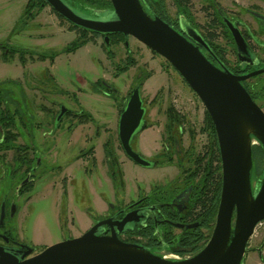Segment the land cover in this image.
<instances>
[{"label": "rangeland", "instance_id": "obj_1", "mask_svg": "<svg viewBox=\"0 0 264 264\" xmlns=\"http://www.w3.org/2000/svg\"><path fill=\"white\" fill-rule=\"evenodd\" d=\"M28 1L0 0V43L14 49L8 57L0 49V90L1 96L22 101L24 115L22 121L17 118V143L43 147V154L36 152L43 155L40 170L48 171L39 176L38 172L32 188L20 195L15 193V180L7 175L0 182V199L5 201L8 197L6 228L39 251L42 246L83 234L109 214L110 203L114 207L126 206L139 191L146 194L156 186L163 188L175 177L177 180L175 166L139 165L121 146L120 108L141 77L147 74L141 95L150 126L134 136L132 146L149 160L157 158L162 150L169 105L185 114L188 126L196 129L198 149L207 141L201 131L206 108L178 71L135 37L129 36L128 43L109 42V53L103 36L90 34L85 44L68 52L66 46L76 39L78 31L58 17L50 5L35 7V14L27 17ZM193 1L200 12L203 0ZM220 1L231 16L236 13L234 17L243 18L253 27L258 43H263L256 45L257 61L253 66L264 68V30L257 28L256 20L248 13V9L264 13V0ZM166 7L174 19V0H166ZM80 13L92 19L111 17L104 10L86 12L81 8ZM54 52L57 54L53 57ZM129 56L134 65L116 75V65ZM229 59L233 61V53ZM102 78L117 92L103 90L96 83ZM252 78L251 82L264 84V73ZM262 103L258 104L264 109ZM62 107L88 112L91 118L82 122L74 115L64 114L57 129L54 122ZM109 139L114 142L120 164L121 179L117 180L105 160L104 145ZM253 141L259 143L257 139ZM180 142L183 149L190 145L187 131L181 134ZM253 168L255 171L254 162ZM262 180L263 174L252 179L254 192ZM161 191L159 196L164 194ZM86 208L93 213L89 214ZM248 249L243 264H264V222L250 238ZM160 253L169 255L166 250Z\"/></svg>", "mask_w": 264, "mask_h": 264}, {"label": "water", "instance_id": "obj_2", "mask_svg": "<svg viewBox=\"0 0 264 264\" xmlns=\"http://www.w3.org/2000/svg\"><path fill=\"white\" fill-rule=\"evenodd\" d=\"M46 1L69 23L105 34L107 44L111 33L135 37L178 71L202 100L215 125L222 162L220 202L209 241L185 259L168 258L142 244L121 239L118 232L134 220L130 212L121 220L102 219L83 234L46 246L31 256L28 255L34 251L32 246H22L27 249L21 255L0 246V264H243L250 238L258 223L264 221V173L256 192L252 183V149L258 144L253 139L264 148V109L252 98L243 81L264 73V68L237 74L225 65L218 66L169 22L149 14L141 0H111L113 9L105 10L111 14L107 19L84 17L65 0ZM253 14L264 19L259 12ZM225 21L239 54L248 53L249 45L241 29L231 19ZM256 61L255 57L252 64ZM142 85L139 82L132 89L120 115L118 131L128 157L139 165L151 166L153 162L132 146L134 136L149 127L144 120ZM67 111L62 107L58 120ZM105 225L111 229L110 234L101 232Z\"/></svg>", "mask_w": 264, "mask_h": 264}, {"label": "flooded vegetation", "instance_id": "obj_3", "mask_svg": "<svg viewBox=\"0 0 264 264\" xmlns=\"http://www.w3.org/2000/svg\"><path fill=\"white\" fill-rule=\"evenodd\" d=\"M194 4H196L195 1L190 0L187 5L188 10H186L178 2H174L176 13L173 19V26L198 45L209 59L218 66L225 65L231 69L234 65L240 64L256 70L257 68H254L252 61L257 57L256 45L259 44V40L253 27L243 18L238 19L234 17L236 13L231 16L229 11L223 7L220 0H203L199 10L200 12L196 10L197 8ZM254 11L253 9H248V13L256 20L257 28L264 30V19L257 18L253 14ZM261 14L264 15V13ZM226 18L231 19L241 29L249 45L248 53L243 55L239 54L233 35L225 21ZM228 30L232 38H230ZM261 44L259 45L262 46ZM230 53L234 55L233 61L229 59ZM20 105H23L22 101L16 98L0 96V182L5 180L8 175L12 181L15 180L14 190L19 195L28 191L27 186H33L36 177L48 171L45 169L40 170L43 160V152L41 151L43 147L39 148L35 145H21L17 143V139L19 138V133L16 131L17 118L22 121L24 115L21 110L22 106ZM17 110L21 114H18ZM60 112L61 109L59 110V114ZM3 113H5L4 115L8 114V116L14 114L15 119H4L5 116ZM59 114L56 116L54 122V126L57 129L63 123L62 117L58 120ZM144 120L150 125L145 116ZM52 129L54 132V127ZM10 130L18 134L13 144L5 141V132ZM203 134H206L208 140L210 135L206 132ZM176 140L177 148L173 152V160L169 159V154L163 155V152L168 153L171 147H168L169 149L167 148L165 151L162 147V150L156 156L157 158L151 161L153 162L152 165L175 166L178 170L177 180L175 177L168 181L163 188L156 186L155 189H151L146 194L139 191L137 197L128 202L126 206L119 205L114 207V204L110 203L109 208L113 211H109V214L103 219L113 217L116 220H121L127 213L133 212L131 218L134 220L128 223L122 232H118L121 239L131 238L132 241L142 244L158 254H161L160 252L163 250H174V252H169V255L165 256L172 258L177 255L181 259H185L198 252L194 249V245L196 244L194 238L198 237V229L207 230L204 227V217L202 216L203 212L200 206L201 198L206 192H204L205 183L200 185L204 176L200 165L202 161H205L203 157L206 156V152H202V149H204L203 147L207 141L203 147L198 149L196 136L194 145L196 147L192 150L190 145L184 149L181 147V135H177ZM37 150H40L42 154L36 152ZM47 150L50 151L51 148ZM175 155L178 158L175 159ZM39 157L41 158L40 161L38 160ZM37 173L38 176H36ZM160 190L164 193L161 196L158 195ZM7 198L5 201L0 199V246L5 250L21 255L27 249V247L22 246L30 245L26 241L21 240L19 236H13L12 232L4 224V220L8 218L9 213L6 209ZM13 207L14 215L15 206ZM86 210L89 214L93 213H90L88 208ZM196 223L198 225L188 227V225ZM137 229L146 231L154 229L157 235L135 234V230ZM101 232L103 234H110L111 229L108 225H105L101 228ZM125 235H127V238H123ZM189 238H192L190 241L193 245H180L181 242L184 243ZM166 239L168 240L166 241ZM186 248H192V250L185 251L184 249ZM37 250L34 247V251L28 256L39 252Z\"/></svg>", "mask_w": 264, "mask_h": 264}, {"label": "trees", "instance_id": "obj_4", "mask_svg": "<svg viewBox=\"0 0 264 264\" xmlns=\"http://www.w3.org/2000/svg\"><path fill=\"white\" fill-rule=\"evenodd\" d=\"M65 1L75 10L78 9L77 6H79L80 10L78 9V12L81 11V8H83V10L86 12H95V11H103V10L105 11V10L113 9L111 0H65ZM141 2L149 14L160 16L173 26V18L171 17V15L169 14L167 10L166 0H141ZM174 2H178L181 6H183V8L188 10L187 5L190 2V0H174ZM45 5H49L46 0H29L27 2L26 9H25L26 16L27 17L33 16L35 14L34 13L35 7L41 8L42 6H45ZM56 14L61 19L66 20L57 12ZM69 24H70V28L77 30L79 34L77 35L76 39L73 42L69 43L66 46V51L68 52L74 51L77 48H79L81 45L85 44V42L88 41L91 38V36L101 35L103 36V38H105V34L97 33L92 30L80 27L72 23H69ZM228 34L230 38H232V35L229 30H228ZM108 35H109V42H119L120 40L126 41L127 39L126 36L121 33H111ZM104 43H105V46L109 49V46L106 43L105 39H104ZM0 49L3 50L4 57L5 56L8 57L12 52H14L12 51L14 49L8 47V45H4L1 43H0ZM108 52L109 53L111 52L110 49L108 50ZM153 52L156 53L155 51ZM56 54L57 53L54 52L53 57ZM40 56L44 58L43 55H40ZM133 65H134V60L132 59V57L130 56L127 57L125 62H121L116 65V69L118 70L116 72V75L118 74L120 70L127 71ZM168 65L172 66L169 62H168ZM231 70L234 73L243 74V73L253 70V68L248 67V66H243L240 64H236L231 68ZM146 77H147V74L141 77L139 82H142L143 84ZM252 79L253 78L243 81V84L247 88V90L250 92L252 98L257 103L263 102L262 104H264V84H259L258 82H251L250 80ZM96 83L100 87H102L103 90H106V91L113 90L114 92H117L115 88H113L112 85L108 84L103 78L99 79ZM130 93L127 96V99L130 96ZM1 94H2V91L0 90V96ZM112 94L114 96H117V93H112ZM127 99L120 108V115L126 105ZM17 113L21 114L19 110H17ZM4 114L5 113H3V115ZM67 114L78 117L79 120L82 122L87 120L88 118H91L90 113L83 112V111L81 113H77L72 110H68ZM166 115H167V118H166L164 133H163L164 134L163 148H164V151L168 147L169 148L171 147V148L170 149L168 148L169 149L168 153L163 152V155L169 154L170 155L169 159L173 160L174 159L173 152H175L177 148L176 147V141H177L176 136L181 135L184 131H187L190 137V147L193 150L196 147L194 145H195V138H196L197 132H196V129H194L190 125L188 126L189 120L187 119L186 115L178 111L173 105H169L167 107ZM4 116H5L4 119H15L14 114L12 116H8V114ZM186 126H188L187 129H186ZM201 131L206 132L210 135L207 140V143L204 145V147L202 146L204 148L202 149L203 150L202 152H206V156L203 157L205 161L204 162L202 161L200 165V168L204 172V176H203L202 181L200 182V185H203L205 183L204 192L206 191L203 197L202 198L200 197L201 198L200 206L202 208L201 211L203 212L202 216L204 217V227L209 232L198 229L199 230L198 237L194 238V242L196 243L194 245V249L197 251L201 250L206 245V243L209 241L210 236L213 232L214 225L216 222L219 202H220L221 188H222V162H221V155H220V150H219V145H218L217 133H216L214 122L206 109H205V116H204V125ZM17 135H18L17 133H13V131L11 130L5 132V141L9 142V144H13L14 140L17 138ZM113 143L114 142L111 139L105 142V145H104L105 160L108 163L111 176L113 177L114 180L115 179L117 180L118 178L121 179L120 169H119L120 164H119L118 155L115 151V147L113 146L114 145ZM91 150L87 152L90 153ZM252 150H253V162H254V166L256 169L254 171V168H253L252 179L254 180V178H258L264 173V165H263L264 164V148L262 147L260 143H258V144L253 145ZM121 185L123 186V184ZM31 188H32V185L27 186L28 190ZM88 211L90 213L92 212L90 209H88ZM135 231H136L135 234L157 235L154 229L148 230V231L143 230V229H137ZM167 240L168 239H166V241ZM190 240H192V238H189L184 243L181 242L180 245H185V246L193 245V243H191ZM125 241L134 242L131 240V238L125 239ZM162 241L166 242L165 240H162ZM45 247L46 246H42L41 248H39V251L43 250ZM248 247H249V243L247 246V251L249 250ZM168 251L174 252V250L171 251L170 249Z\"/></svg>", "mask_w": 264, "mask_h": 264}, {"label": "built area", "instance_id": "obj_5", "mask_svg": "<svg viewBox=\"0 0 264 264\" xmlns=\"http://www.w3.org/2000/svg\"><path fill=\"white\" fill-rule=\"evenodd\" d=\"M255 143V142H254ZM264 221H261L260 223H258V225L255 228V232L257 231L258 227L261 226L263 224ZM254 232V233H255ZM167 257V256H166ZM169 258V257H168ZM171 258V257H170ZM173 259H181L179 256L175 255L174 257H172Z\"/></svg>", "mask_w": 264, "mask_h": 264}, {"label": "crops", "instance_id": "obj_6", "mask_svg": "<svg viewBox=\"0 0 264 264\" xmlns=\"http://www.w3.org/2000/svg\"><path fill=\"white\" fill-rule=\"evenodd\" d=\"M68 110H70V109H68ZM67 114V112L65 113V115Z\"/></svg>", "mask_w": 264, "mask_h": 264}]
</instances>
